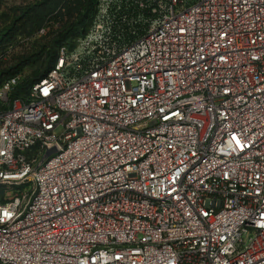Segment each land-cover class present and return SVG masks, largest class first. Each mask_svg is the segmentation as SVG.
<instances>
[{"label":"built area","instance_id":"built-area-1","mask_svg":"<svg viewBox=\"0 0 264 264\" xmlns=\"http://www.w3.org/2000/svg\"><path fill=\"white\" fill-rule=\"evenodd\" d=\"M18 80L0 264H264V0H97Z\"/></svg>","mask_w":264,"mask_h":264},{"label":"trees","instance_id":"trees-1","mask_svg":"<svg viewBox=\"0 0 264 264\" xmlns=\"http://www.w3.org/2000/svg\"><path fill=\"white\" fill-rule=\"evenodd\" d=\"M96 4L97 0H21L6 5L0 12V57L8 47L16 46L17 37L30 38L42 28L48 29L29 49L12 55L10 65H5L9 61L0 62V85L18 76L11 95L26 96L32 85L45 78L54 66L60 47L73 48L75 40L87 32ZM26 67L35 68L23 75Z\"/></svg>","mask_w":264,"mask_h":264},{"label":"rangeland","instance_id":"rangeland-1","mask_svg":"<svg viewBox=\"0 0 264 264\" xmlns=\"http://www.w3.org/2000/svg\"><path fill=\"white\" fill-rule=\"evenodd\" d=\"M21 0H0L1 4H0V12L4 9V7H6V5H11L12 3L15 2H19ZM47 28H42L37 34H35L34 36L28 38V37H24V36H19L16 38V46L15 47H8L6 52L3 53L4 56L0 57V62L4 63V61H9L11 59L12 55L18 54L20 50H24V49H29V47H31L32 43L35 40H40L42 39L43 35L45 34ZM12 62H7L5 65H10ZM35 67H37V64L35 65ZM28 68L26 67L23 71V75H28L32 72V70H34V68ZM6 189L4 188H0V199H2L4 197L5 191Z\"/></svg>","mask_w":264,"mask_h":264}]
</instances>
